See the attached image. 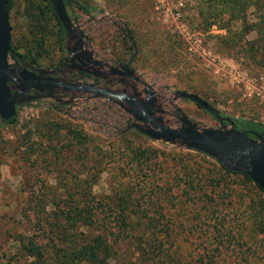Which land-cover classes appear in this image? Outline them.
I'll use <instances>...</instances> for the list:
<instances>
[{"label":"rangeland","instance_id":"rangeland-1","mask_svg":"<svg viewBox=\"0 0 264 264\" xmlns=\"http://www.w3.org/2000/svg\"><path fill=\"white\" fill-rule=\"evenodd\" d=\"M88 1L94 6L88 13L66 7L74 31L67 34L65 30L63 40L58 41L55 19L47 12H37V7L44 8L43 1L13 0L9 14L12 41L21 52L32 49L37 62L23 57L15 62L10 56L8 61L18 68L42 70L46 76L64 61H75L72 49L81 46L90 56L94 73L79 78L134 94L139 100H153V114L160 115L165 125L179 127L181 118L200 130L223 125L193 101L181 98L177 90L204 97L231 118L264 123V65L248 64L224 49L217 36L225 29L214 25L204 31L198 27L196 0ZM29 10L34 11L32 17L38 18L37 22L28 16ZM126 27L138 41L135 48H130L125 38ZM255 36L251 32L248 38ZM123 64L132 67L140 81L111 72L112 67ZM64 67L67 74L75 69ZM126 107L112 97L51 89L36 100L21 103L14 124L0 120V264H29L30 259L18 251L20 237L33 236L43 245L57 241V230L45 220L53 207L52 198L72 192L74 198L83 194L108 201L118 186L126 187L141 202L133 215L137 220L133 236L116 245L120 264H139L137 244L145 246L149 240L165 241L168 246L162 261L154 255L158 264H204L211 256L217 264H264V237L251 236L250 219L242 227L240 241L245 245L240 246L231 235L228 241L227 231L236 234L241 220L236 192L215 190L211 196L218 203L213 205L199 194L191 199L190 194L200 185L194 183L197 188L192 189L179 179L185 172L198 178L216 175L212 171L215 156L177 139L152 138L138 131L133 126L137 121ZM42 121L63 127L49 148L30 153L24 134ZM67 126L88 136L87 147H83L88 150L65 147L71 144L65 134ZM122 137L136 147L157 148V156L145 162L147 167L131 169L125 164ZM47 142L42 138V145ZM149 225L150 230L142 233ZM82 231L95 234L99 229L74 230Z\"/></svg>","mask_w":264,"mask_h":264},{"label":"trees","instance_id":"trees-1","mask_svg":"<svg viewBox=\"0 0 264 264\" xmlns=\"http://www.w3.org/2000/svg\"><path fill=\"white\" fill-rule=\"evenodd\" d=\"M41 1L44 2V8L37 7L38 14L47 12L52 15L57 24L58 41H62L65 34L62 23L53 10L50 1ZM63 1L65 7H77L84 13L94 9V6L88 0ZM6 5L9 18L13 0H7ZM196 5L199 16L198 27L204 31L214 25L219 29H225L224 34L217 36L221 38L220 44L224 49H227L229 53L233 51V54L239 58L242 57L243 61L248 64L264 65V0H196ZM27 13L32 21L37 22L39 20L32 17L33 10H29ZM124 31L129 47L135 48L138 41L133 36V31L128 27L124 28ZM251 32H255L256 36L249 39L248 35ZM42 39L43 37L38 39L36 46H41ZM59 47H62V42L59 43ZM36 55L41 54L37 52ZM9 56L15 62L19 61L21 57L37 62V57H35L32 49L21 52L19 46L13 43L12 37L10 39ZM17 114L18 111L13 117L7 120L0 118V120L5 125L14 124L17 121ZM236 120L239 123L237 128L245 131L248 135L253 130L252 132H258L264 136V123L247 118H236ZM62 127L58 125V122L42 121L34 124L32 128H28L26 134H24L26 137L24 142L26 144L30 143L27 145L30 153H35L38 149L44 151L49 148L55 135L59 133ZM65 134L69 135L71 139V144H65V147L75 146L82 148V150H88L83 148L87 147L88 136L81 130L67 126ZM32 137L41 139L37 141L33 140L36 138ZM42 138L47 139L46 145H42ZM121 139L126 142L121 148L127 157L125 164L131 169L136 168L138 165L142 169V165L146 166L145 162L153 157L155 158L158 154L157 148L136 147L130 144L131 140L129 138L122 137ZM52 149H55V147ZM212 167V171L216 174L213 176L198 178L190 172H185L183 176H179V179L187 182L192 189L197 188L194 183L200 185L198 190L190 194V198L199 194L201 197H205L207 203L214 205V203H218L217 198L211 196L215 190H221L223 193L224 188H229L235 191L237 207L241 208V214H239L241 220L236 234H229V231H227L228 241H231V235L237 238L240 246L245 245L243 240L241 242L240 239L243 237L242 227L246 219L251 221V236L262 234L264 237V190L245 173L229 170L218 160L215 164H212ZM199 180L201 183H199ZM234 188H241L242 191L238 193ZM73 196L74 194L69 192L64 198H52L51 200L53 207L45 220L57 230L55 231L58 234L57 241L53 239L49 245H43L42 242L35 240L33 236L20 237L18 238L20 243L19 253L30 259L29 264H120L119 251L116 245L126 238H130L131 235L133 236V230L136 229L134 222H137L133 215L137 213L136 211L141 205L139 199L133 197L124 186H118L108 196V201L95 200L94 197H84L83 194H78L75 198ZM246 198L248 200H245ZM79 227H85L86 229L96 227L99 232L97 231L95 234L83 231L75 233L74 230ZM150 227L149 225L144 228L142 233L146 229L150 230ZM71 230L72 232L69 234L59 235ZM136 237L142 240V236ZM137 247L139 264H158L157 260L162 261V253L166 256L165 250L168 248L165 241L156 242L153 240H149L145 246L137 244ZM51 250L52 254L50 253ZM154 255H158L157 260ZM204 264L217 263L211 256V259H208Z\"/></svg>","mask_w":264,"mask_h":264},{"label":"water","instance_id":"water-1","mask_svg":"<svg viewBox=\"0 0 264 264\" xmlns=\"http://www.w3.org/2000/svg\"><path fill=\"white\" fill-rule=\"evenodd\" d=\"M6 1L0 0V118L2 120L15 116L17 107L21 103L40 98L44 90H51L54 87L61 86L76 92L112 97L127 104L126 110L138 122L133 124L138 131L152 138L177 139L188 147L211 153L227 169L245 173L264 190V137L253 132L256 138H252L245 131L238 130L234 127V120L231 117L220 115L208 100L198 94L184 90L176 91L181 98L193 101L213 114L220 122L229 121L230 127H209L200 130L194 125H186L185 118L180 119L181 126L170 127L163 123L160 115L153 114L154 104L151 99L139 100L134 94L117 92L91 83H65L55 77L42 75V70L18 68L11 64L8 61L11 33ZM49 1L67 34L72 33L74 29L71 27L72 23L64 1ZM79 34L82 36L81 32ZM111 72L140 81L134 76V69L128 64H123L120 68L112 67ZM30 89L36 90L37 93L27 94L26 91Z\"/></svg>","mask_w":264,"mask_h":264},{"label":"flooded vegetation","instance_id":"flooded-vegetation-1","mask_svg":"<svg viewBox=\"0 0 264 264\" xmlns=\"http://www.w3.org/2000/svg\"><path fill=\"white\" fill-rule=\"evenodd\" d=\"M81 47V46H80ZM77 47L72 49V53L73 55L76 57L75 61H69V63H67L66 61L63 62V66L62 67H58L54 70V72L46 75V76H52L57 78L58 80H60L61 82H65V83H75V84H83V83H91V84H96L94 82H89L87 80H84L83 78H79V76H83V77H91L92 73H94V67L91 66L92 63L88 61V58L90 57L82 48ZM67 65H72L75 69L74 71H72L71 73H64L65 67L64 66ZM91 66V67H90ZM33 70H36L35 68H32ZM91 71V72H90ZM94 77H92L93 79ZM94 80V79H93ZM99 85V84H96ZM101 86V85H99ZM104 87V86H103ZM54 90L60 91V93H64V92H76L72 89L69 88H63V87H54L52 88ZM48 92V90H44L42 92V96L44 94H46ZM27 94H35L37 93L36 90L34 89H30L28 91H26ZM38 99V98H36ZM36 99H32V100H36ZM214 118H216L213 114H211ZM222 116H226L224 114H221ZM217 119V118H216ZM233 119V118H232ZM218 120V119H217ZM234 120V127L237 128L238 126V122L236 119ZM219 121V120H218ZM220 122V121H219ZM222 126H226V125H231L229 121L224 120ZM238 130H240L239 128H237ZM250 131V130H249ZM253 131V130H252ZM250 132V137L252 138H256L255 134L253 132ZM255 132V131H254ZM258 133V132H257ZM264 137V136H263Z\"/></svg>","mask_w":264,"mask_h":264}]
</instances>
